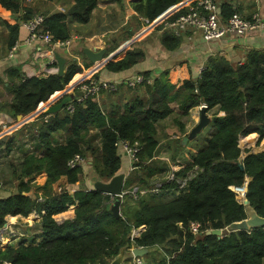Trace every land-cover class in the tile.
I'll return each instance as SVG.
<instances>
[{
    "label": "trees",
    "instance_id": "obj_1",
    "mask_svg": "<svg viewBox=\"0 0 264 264\" xmlns=\"http://www.w3.org/2000/svg\"><path fill=\"white\" fill-rule=\"evenodd\" d=\"M73 1L66 11L42 13L26 4V0H0V29L4 31L8 49L18 41L22 21L38 13L44 15V30L52 34L54 42L71 40V23L88 24L99 3ZM182 1L141 0L131 4L139 15L153 22L174 11ZM221 9L224 18L237 12L229 3L222 4ZM183 12L180 9L171 18ZM133 34L134 31L128 30L127 37ZM160 34L166 49L172 51L180 46L181 39L172 30ZM146 57L142 47L126 48L108 61L105 68L125 71ZM54 66L57 67V62ZM90 66L88 60L83 66L70 60L64 75L56 70L48 76H27L13 66L6 70V80L0 78L4 88L0 89V110L12 112L13 117L30 118L36 113L42 117V122L30 123L34 130L30 134L39 154L26 151L16 158L15 145L25 126L11 136L0 137V191L10 192L0 197V227L8 216L31 215L29 219H33L36 212L41 216L42 236L39 241L21 240L17 247L0 246V264H110L122 250L133 246L159 248L160 259L155 258L154 264H263L264 227L225 232L222 236L208 235L207 231L225 229L248 218L246 206L233 189L244 186L248 180L246 197L258 215L264 217V150L256 153L248 150L244 156L240 147L244 137V145H251L256 135L258 143L264 140V50L249 51L242 62H233L225 55L211 56L197 79L176 80V68L166 70L151 84L137 86L136 90H144L143 94L133 98L121 112L114 108L106 112L93 96L83 102L73 98L55 114L42 111ZM179 67L189 68L187 64ZM142 74L151 76L150 71ZM95 76L98 78L99 74ZM70 94L63 93L51 105ZM173 102L179 105L180 117H187L202 104L208 111L214 110L213 131L206 145L177 172V178L182 179L198 167L186 187L181 188L176 180H166L158 187V193L143 195L141 191L148 190L151 177L161 173L154 161L160 145L158 125L174 113ZM70 103L75 105L73 112L66 108ZM59 132L65 134L64 142L54 141ZM122 139L141 145L135 169L126 177L125 191L129 192L122 200V216L116 217L112 211L115 198L100 190L53 193L54 183L62 177L69 184L81 180L83 168L68 165L76 154L90 157L102 181L121 173L122 158L116 142ZM176 142L177 151L185 148L181 139ZM42 172L48 178L45 193L40 196L32 181ZM136 187L139 188L134 197L130 191ZM32 190L33 196L24 194ZM72 205L77 206L73 218L61 222L55 218ZM15 222V218L10 219L11 228ZM191 222L202 224L200 234L191 233ZM143 226L139 237L132 239V231Z\"/></svg>",
    "mask_w": 264,
    "mask_h": 264
},
{
    "label": "crops",
    "instance_id": "obj_2",
    "mask_svg": "<svg viewBox=\"0 0 264 264\" xmlns=\"http://www.w3.org/2000/svg\"><path fill=\"white\" fill-rule=\"evenodd\" d=\"M126 1L132 3L131 0ZM126 1L98 0V6L94 9L92 18L88 24H79L77 22L71 23V40L72 45H76V49L74 50L72 48V51V49L69 47V51L67 52V47L56 45L53 47L54 53L58 52L60 55L65 57L67 63L70 60L77 61L78 58V64L83 66V62L86 60L91 62L83 53V49L86 47L95 51L106 48L108 51L106 56L122 50V48L128 44H131L129 46L130 49H133L135 46L144 48L147 53L146 59L128 70L112 72L105 68L106 64L98 68V78L121 82L127 78L144 73L146 71H150L151 76H155L157 78L161 76L164 71L173 68H176L174 70V74L177 78L176 80H184L189 77L197 79L201 74V68L211 56L225 55L233 62H242L245 60L249 51L264 50V28L250 32L245 36L229 34L220 40L211 42H207L205 40L204 33L201 30L188 29L176 33V36L181 39V44L175 50H168L161 42V32L151 31L144 34L140 33L143 28V24L138 18L133 5L128 4ZM73 3V0H35L30 4V6L39 8L40 12L42 13H53L55 11H66L73 5ZM224 3L233 5L237 12L246 18H252V16L257 12H259L264 17V0H220V6H222ZM128 30L134 31L133 36L130 38L127 37ZM27 35L28 31L21 26L18 39L19 48L17 51H15L13 56L10 54V50L8 49V44L7 41H5V38L2 40L0 39V78L6 80L4 74L6 70L13 66L19 67L27 76H48L54 71L58 70V64L57 67H55L51 61V55L46 53L49 47L41 43L34 45L25 44L24 39ZM80 42L83 43L82 46ZM74 52H78L80 54ZM81 52L84 56L81 55ZM56 62L57 61H55V63ZM182 64H187L189 68H180L179 66ZM91 66H95V64L91 62ZM0 89L4 90L2 84H0ZM143 92L144 90L141 91V89H132L124 83H120L117 91H105L99 96L97 101L100 103L103 110H106V112L111 111L112 108L118 109L121 112L125 110V107L131 102L133 98L138 95H142ZM70 95L73 96L74 94L71 93ZM172 107L174 109V113L172 116L160 123L161 126L158 132L159 134L163 132V134L161 136L162 139H160V145L154 156V161H156L161 168V173L153 175L150 179V184H158V181L163 179L160 178L159 175L163 177L166 172L169 174L174 169L177 172L181 171L185 165L191 161L192 155L198 152L196 149L192 148V151L189 153V145L193 146L198 138L196 139L195 137L194 139H188L186 144H183V139L189 135L187 130L189 129V125L181 128L185 123L183 119L186 117H180L178 106L174 107L172 105ZM39 116L40 114L36 113L35 117L33 116L29 118L27 116L24 117L25 119L20 120L19 115L13 117L12 112L0 110V132H4L5 127H9L11 123L16 122V124H21L16 131L25 126L23 131L27 133L30 129L33 130V128H30V123L42 122V117ZM199 116V107H195L191 110V119L197 121ZM174 118H176V121L178 124H180L177 127L174 126ZM183 130L185 131L184 133ZM168 134L170 136H168ZM65 137L66 136L63 132L56 133L54 136V141L64 142ZM179 139H181V143L185 148L177 151L176 141ZM256 139V142H258V135H256ZM169 140H173V142H169ZM241 148L244 150L242 146ZM118 151L122 158L121 173H125L126 176H128L131 172L129 156L120 149ZM173 157H175V159H173ZM83 170L84 172L82 174L81 180L75 184H69L66 177L59 179L53 185V193H57L55 191V187L58 185H67L70 190H73V194L76 190L94 188L95 182L100 179L95 173L94 168L92 167V161L90 159L87 160L86 164H84ZM47 178V173L42 172L40 175L38 174L35 179V183L33 184L34 191L38 192L40 196L44 195L45 193L44 186L47 182ZM138 188L139 187H136L137 190ZM1 193L6 194V191H2ZM9 194L0 195V197H5ZM76 207V205L73 206L68 211L60 213L58 216L56 215L55 218L60 222L73 218L75 216ZM21 217L26 218L21 215L8 216L7 218H15L16 221H18ZM40 221L41 216L38 217V223H40ZM138 230H140V228ZM38 235L39 236L37 240L39 241L42 237L40 230ZM2 240L4 242V237H2ZM19 243L20 242L11 243V245L17 247Z\"/></svg>",
    "mask_w": 264,
    "mask_h": 264
},
{
    "label": "built area",
    "instance_id": "obj_3",
    "mask_svg": "<svg viewBox=\"0 0 264 264\" xmlns=\"http://www.w3.org/2000/svg\"><path fill=\"white\" fill-rule=\"evenodd\" d=\"M35 0H26L27 4L33 3ZM132 1V0H131ZM180 9H184V12L175 18H171L174 12H177ZM137 13V12H136ZM138 18L143 24V28L140 33L144 34L151 31H156V29L161 28L160 32L165 30H172L175 33H179L188 29H199L204 33V38L207 42L220 40L226 37L229 34H236L239 36H245L246 34L261 30L264 28V17L259 12L255 13L252 18H246L239 12H234L228 18H224L221 12L220 0H183L176 9L162 18L151 22L148 18L141 16L137 13ZM45 17L42 13L35 14L28 20L22 21L21 26L28 31V35L24 39V43L28 45H34L41 43L43 45L48 46V50L46 53L50 54L52 57V63H55L54 50L53 47L56 45H62L69 48L72 44V40L67 42H54L53 36L49 31L44 30ZM131 44L123 47L118 54H120L126 48H129ZM19 48V42L10 49L11 56L14 55L15 51ZM114 58V57H113ZM78 61V58H77ZM204 66L201 68L203 70ZM97 65L91 66L83 71L82 74L76 76L73 84L67 89L65 92H71L74 99H77L78 102H83L89 96H93L96 100H98L99 96L105 92H114L119 88L120 83H124L128 87L135 89L137 86L143 83L151 84L154 80L152 76L145 77L144 74H137L133 77L127 78L124 81H110L101 78H96L95 74L98 72ZM77 92H82L81 96L77 95ZM64 93V92H63ZM61 96V95H60ZM60 96L52 100L49 104L51 105L55 100H57ZM72 101V100H71ZM48 104V105H49ZM47 106V105H46ZM45 106V107H46ZM205 104L199 106L201 109ZM44 107V109H45ZM70 112H73L75 109V105L70 103L66 107ZM43 109V110H44ZM42 110V111H43ZM35 117V114L31 117ZM24 117V116H23ZM47 120V118H45ZM20 124H16L13 126L5 127L4 132H14ZM116 146L118 149L122 150L129 156L130 159V171L135 169L134 163L138 161V154L141 151V145L139 142H131L129 140H118L116 142ZM87 158L83 157L81 154H76L73 158L68 161V165L71 168L83 167L86 164ZM198 167H195L194 170L190 171L186 177L177 178V171L172 170L167 177V181L176 180L181 184V188L187 186L188 181L195 175ZM40 175V174H39ZM38 175H36L37 177ZM32 181V184L35 183V179ZM160 186H155L152 190H142L141 193L145 195L146 193H158ZM234 191L238 195V200L245 198L246 188L242 187H234ZM55 191L57 193L61 192H69L73 194V190H70L67 185H58L55 187ZM137 191V189H135ZM240 191H243V196H241ZM75 206V205H72ZM189 230L194 235H198L201 233L202 224L200 222H191L189 226ZM223 232H231L233 230L230 229V226H227L225 229H222ZM140 231L138 229H134L131 234V238L139 237ZM1 242V239H0ZM1 246V244H0ZM135 248L133 246L130 250ZM142 248V247H141ZM129 264H146L143 257L132 256L128 261Z\"/></svg>",
    "mask_w": 264,
    "mask_h": 264
},
{
    "label": "water",
    "instance_id": "obj_4",
    "mask_svg": "<svg viewBox=\"0 0 264 264\" xmlns=\"http://www.w3.org/2000/svg\"><path fill=\"white\" fill-rule=\"evenodd\" d=\"M132 1L133 2H139L141 0H132ZM66 51L68 52L69 48H67ZM119 51H121V50H119ZM119 51H117L113 54H110L109 56H106L107 52H108L106 48L101 49L99 51H95V50L87 48V47L83 49V53L86 55V57L92 63L97 65L98 68L107 64L108 61H110L113 57L117 56ZM54 54H55V58H56V61L58 64V73H59V75H64L66 73L67 60L65 57L60 55L58 52H55ZM61 95H63V93ZM77 95L81 96L82 92H77ZM72 99H73V96H71V95L66 96L62 101H60L59 103H57L55 105H50V104L47 105L43 112L46 114L58 113V112L62 111L64 109V107L66 106V104L68 102H70ZM207 108H208L207 106H203L200 109V121L197 124V126L192 130V132L187 137H185L183 139V144H186L188 139H194L195 136L200 131H202V129L205 128L208 125V123L211 121V118L209 117L208 112H207L208 111ZM19 119L23 120L25 118H23L22 115H19ZM240 147H241V145H240ZM239 165L242 168H244V165L242 163H239ZM126 177L127 176L125 173H119V174L115 175L113 178H111L109 181L98 180L94 184V189L100 190L103 193L111 195L115 198V202L112 205V211L116 217L122 216L121 204H122V200H123L124 195L127 193L125 191ZM248 184H249V181H247L244 184V186L246 188V193H247V189H248ZM24 194L33 196L34 191L32 190L31 192L24 193ZM241 201L246 206L248 218L244 221L232 224L230 226V229L233 231H240V230H251V229L256 228V227H264V217L258 215V213L255 211V209L253 207H251L250 201L246 197V194H245V198L242 199ZM7 225H8V223L6 222L4 224V226L0 227V236H2V232L7 227ZM144 229H145V226H143L142 229L139 230L140 233ZM207 234L208 235L213 234V235H217V236H222L224 234V232L222 229H212V230H208ZM147 253H148V248H144V247H142V248L141 247H135L132 250L124 249V250H122V252L118 256H116L112 260V262L110 264H124L133 255L138 256V257H143Z\"/></svg>",
    "mask_w": 264,
    "mask_h": 264
},
{
    "label": "rangeland",
    "instance_id": "obj_5",
    "mask_svg": "<svg viewBox=\"0 0 264 264\" xmlns=\"http://www.w3.org/2000/svg\"><path fill=\"white\" fill-rule=\"evenodd\" d=\"M126 1V0H125ZM128 4H131V2H128V1H126ZM4 34H3V29H0V39L2 40V39H4ZM81 43V42H80ZM83 45V43H81V46ZM70 48L72 49H76V45L74 44V45H72L71 44V46H70ZM73 49H72V51H73ZM75 53V52H74ZM77 54H80V53H78V52H76ZM76 54V55H77ZM80 56V55H79ZM83 73V72H82ZM81 73V74H82ZM153 78H155V76H152ZM136 89V88H135ZM172 105L174 106V107H176V106H179L178 105V103L177 102H173L172 103ZM194 109V108H193ZM178 110H179V108H178ZM208 112V115H209V117L211 118V121L208 123V125L205 127V128H203L202 129V131H200L195 137H196V139H197V141L194 143V145L192 146V145H189L190 147V150H189V153H190V151H192V148L193 149H196L197 151L200 149V148H203L205 145H206V142H207V140H208V138L210 137V134L212 133V131H213V128H212V116H213V113H214V110H210V111H207ZM172 116V115H171ZM174 116V115H173ZM24 117H26V116H24ZM172 118V117H171ZM182 118V117H181ZM177 119L176 118H174V126L175 127H177L178 125H180V124H178V122L176 121ZM184 121H185V123L183 124V126L181 127V128H184L186 125H189V129H187L188 130V132H189V134L192 132V130L197 126V124L199 123V121H200V116H199V119L197 120V121H195V120H193V119H191V117H190V114L189 115H187V117L185 118V119H183ZM171 122V121H170ZM13 125H16V122H13V123H11L10 124V126H13ZM160 124L158 125V132H159V130H160ZM172 126V125H171ZM18 129V128H17ZM16 129V130H17ZM186 129V128H185ZM15 130V131H16ZM14 131V132H15ZM162 131V130H161ZM14 132H11V131H9V132H0V137H2V136H11V134H13ZM16 132H18V131H16ZM30 132L33 134V132H34V130H29L27 133H25V131H23L22 133H21V135H19V142L15 145V150H16V158H19L20 156H23L24 155V153L26 152V151H29V152H35V153H37V154H39L40 152H39V147H38V145H37V143L35 142V139L33 138V136H32V134H30ZM185 131L183 130V133H184ZM176 133V132H175ZM29 134H30V136H29ZM162 134H163V132H161L160 134L158 133V135H160V139H162ZM168 136H170L169 134H168ZM27 138H29V139H27ZM244 139V138H243ZM256 137L254 138V142L251 144V145H247V143H245L246 145H244L243 144V142H242V139L240 140V145L243 147V155L245 156V155H247V151L249 150V152H260V151H262L264 148L262 147V143H263V141L261 142V143H258V142H256ZM26 141H27V143H26ZM173 142V140H169V142ZM242 143V144H241ZM191 144H193V143H191ZM247 147V148H246ZM246 151V152H245ZM170 156H171V154H170ZM90 157H87V160L89 159ZM85 166H87V165H85ZM83 168V167H82ZM160 176V178H163L162 180L160 179L159 181H158V184H154V183H151V184H149V188H147L148 190L149 189H151L152 190V188L153 187H155V186H160L162 183H164L165 181H166V179H167V177H168V174H167V172H166V174L165 175H163V177H161V175H159ZM63 186H66V185H63ZM73 189V188H72ZM135 189L136 188H134V190H132V191H130V192H132V194H135L134 195V197H137L136 196V192L137 191H135ZM2 191H6V190H2ZM2 191H0V195H7V194H9L10 192L9 191H6V194H4V193H1ZM144 191V190H143ZM57 192V191H56ZM127 192H129V191H127ZM147 194V193H146ZM145 194V195H146ZM241 194V193H240ZM73 206H70V208H72ZM69 208V209H70ZM68 209V210H69ZM67 210V211H68ZM34 215H36V217L34 218V219H29V217L31 216H29V217H26V218H20L18 221H16L15 223H13V224H11L12 225V228L10 227V224H9V222H10V218L8 219L7 218V223H8V225H7V227L3 230V232H2V236H4V241H8L7 243H3V241L2 242H0V244H1V246H3V247H6V246H8L9 244H11V243H17V242H20L21 240H24V241H26L27 240V242H31V241H34L33 239H37L38 238V233H39V230H40V227H39V223H38V217H40L39 215L40 214H38V213H36V212H34L33 213ZM58 216V215H57ZM140 229H142V227H140ZM1 239H2V237H1ZM136 247V246H135ZM131 249V248H130ZM159 252H160V249L159 248H157V247H155V248H150V249H148V254L145 256V261H146V264H154V259L155 258H157V260H159L160 259V256H159ZM130 259H128L124 264H129L128 263V261H129Z\"/></svg>",
    "mask_w": 264,
    "mask_h": 264
},
{
    "label": "bare ground",
    "instance_id": "obj_6",
    "mask_svg": "<svg viewBox=\"0 0 264 264\" xmlns=\"http://www.w3.org/2000/svg\"><path fill=\"white\" fill-rule=\"evenodd\" d=\"M240 193H241V196H243V191H240ZM1 237H4V236H0V239H1ZM3 240L1 239V242H2Z\"/></svg>",
    "mask_w": 264,
    "mask_h": 264
}]
</instances>
